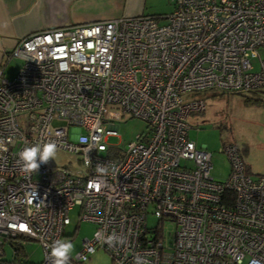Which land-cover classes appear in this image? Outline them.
Segmentation results:
<instances>
[{
    "label": "built area",
    "instance_id": "obj_1",
    "mask_svg": "<svg viewBox=\"0 0 264 264\" xmlns=\"http://www.w3.org/2000/svg\"><path fill=\"white\" fill-rule=\"evenodd\" d=\"M259 47L264 0H174L160 18L51 25L20 37L0 62V264H53L74 205L95 230L69 264H85L96 249L112 264H134L138 254L150 264H264V174L247 172L228 143L220 151L229 174L217 180L211 152L187 136L204 92L264 88ZM11 56L22 63L8 79ZM125 114L147 126L120 149L107 138ZM47 143L57 162L25 170L20 152ZM97 232L126 243L110 247ZM30 240L42 247L39 262L26 260Z\"/></svg>",
    "mask_w": 264,
    "mask_h": 264
},
{
    "label": "rangeland",
    "instance_id": "obj_2",
    "mask_svg": "<svg viewBox=\"0 0 264 264\" xmlns=\"http://www.w3.org/2000/svg\"><path fill=\"white\" fill-rule=\"evenodd\" d=\"M157 5L171 3L173 0H148ZM258 53L264 57V47L258 48ZM253 69H258L259 60L257 56L250 58ZM22 63V59L17 56H11L3 64V75L12 79ZM204 92L205 110L203 112L192 113L188 117L191 125L187 130V136L198 146H205L211 152L210 175L217 179L223 180L229 174L230 162L225 153L219 151L224 140L232 138L237 145L243 159L251 165L252 175L254 173L264 174V104L245 103L242 96L237 94H228L213 92ZM252 95L264 97V92H251ZM186 96H192L191 93ZM117 112V110H115ZM117 124L116 135H110L107 138V144L114 145L124 149L127 143L135 138L137 133L146 131V121L138 117L122 115L119 119L114 120ZM57 157L50 162H57ZM62 157L58 158V161ZM52 164V163H51ZM78 207L74 205L68 212L70 223L64 228V233L74 244L72 256L81 248L84 238H91L95 230L94 224L80 220L77 217ZM157 217L148 214V226L157 224ZM174 229L172 222L164 223L163 231L170 236ZM26 260L28 262H39L42 260V247L37 241L30 240L24 244ZM4 258H12V246L8 243L4 245ZM85 264H112L109 256L101 249H96L88 255Z\"/></svg>",
    "mask_w": 264,
    "mask_h": 264
},
{
    "label": "crops",
    "instance_id": "obj_3",
    "mask_svg": "<svg viewBox=\"0 0 264 264\" xmlns=\"http://www.w3.org/2000/svg\"><path fill=\"white\" fill-rule=\"evenodd\" d=\"M172 8V2L157 5L148 0H0V62L20 37L47 26L168 13ZM243 161L252 173L251 165Z\"/></svg>",
    "mask_w": 264,
    "mask_h": 264
},
{
    "label": "clouds",
    "instance_id": "obj_4",
    "mask_svg": "<svg viewBox=\"0 0 264 264\" xmlns=\"http://www.w3.org/2000/svg\"><path fill=\"white\" fill-rule=\"evenodd\" d=\"M6 151V149H4ZM57 154V146L55 143H47L41 147L39 144L25 148L19 154L20 161L23 162V168L28 171H38L41 164H46L49 160H54ZM98 171L105 172L106 169L97 165ZM97 190H99L97 188ZM97 238L104 240L110 247L115 245H123L126 243V238L112 234L105 238L102 232L96 233ZM74 244L71 240H57L52 245L51 256L54 258L53 264H69L72 253L74 252ZM134 264H150V262L137 255Z\"/></svg>",
    "mask_w": 264,
    "mask_h": 264
},
{
    "label": "trees",
    "instance_id": "obj_5",
    "mask_svg": "<svg viewBox=\"0 0 264 264\" xmlns=\"http://www.w3.org/2000/svg\"><path fill=\"white\" fill-rule=\"evenodd\" d=\"M173 2H174V0L172 1V5H173ZM166 14L167 13L147 14V15H151V16H155L157 18H160V17H162V16H164ZM255 91L264 92V88H253V89H249L247 91H236V92H231V93H228V94H237V95L242 96L245 103H250V104H253V103H256V104H264V97H261L260 95H252V94H250L251 92H255ZM220 93H225V92H220ZM204 110H201L199 112H203ZM228 143H233L237 147V145L232 140V138H228V139H226V140L223 141L222 146L219 148V151H220L221 148L224 147L225 144H228ZM237 149H238V147H237ZM238 151H239V149H238ZM239 154H240V152H239ZM240 156H241V154H240ZM246 170H247V172L250 173V171H248L247 167H246ZM255 175H257V174H255Z\"/></svg>",
    "mask_w": 264,
    "mask_h": 264
}]
</instances>
